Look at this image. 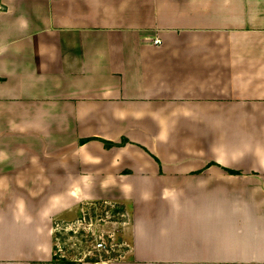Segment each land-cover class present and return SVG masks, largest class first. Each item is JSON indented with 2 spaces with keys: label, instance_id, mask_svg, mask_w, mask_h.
Wrapping results in <instances>:
<instances>
[{
  "label": "crops",
  "instance_id": "obj_1",
  "mask_svg": "<svg viewBox=\"0 0 264 264\" xmlns=\"http://www.w3.org/2000/svg\"><path fill=\"white\" fill-rule=\"evenodd\" d=\"M0 7V264L101 200L129 213L106 264H264V0Z\"/></svg>",
  "mask_w": 264,
  "mask_h": 264
},
{
  "label": "rangeland",
  "instance_id": "obj_2",
  "mask_svg": "<svg viewBox=\"0 0 264 264\" xmlns=\"http://www.w3.org/2000/svg\"><path fill=\"white\" fill-rule=\"evenodd\" d=\"M121 142L123 144H120ZM121 142L118 143L120 146L126 144L124 140ZM78 209L74 208L70 213L71 218L67 220H54L50 259L54 254L58 259L70 261L74 259L80 261L87 256V258L96 259L102 255V251L95 252L96 255H93L88 254L87 250L91 242L100 236L106 240L108 248L110 242L114 243L109 252L103 251V255L110 260L118 259L129 245L127 239L129 238V213L125 206L101 200L80 204ZM103 255L101 257H104ZM83 262L90 261L84 259ZM55 263L58 264L59 260L56 259Z\"/></svg>",
  "mask_w": 264,
  "mask_h": 264
},
{
  "label": "built area",
  "instance_id": "obj_3",
  "mask_svg": "<svg viewBox=\"0 0 264 264\" xmlns=\"http://www.w3.org/2000/svg\"><path fill=\"white\" fill-rule=\"evenodd\" d=\"M159 42L160 41L157 38L153 40L154 44H158ZM113 246H114V243L110 242V245L108 248L106 240L103 238V236H100L99 238H95L94 242H91V246L87 250V252H88V254L96 255L95 252H101L102 251V255H103V251L107 253V252H109V249L113 248ZM101 256H99L97 258L98 260L96 262H94L93 264H106L109 261H111L110 259L105 258V257H101Z\"/></svg>",
  "mask_w": 264,
  "mask_h": 264
},
{
  "label": "trees",
  "instance_id": "obj_4",
  "mask_svg": "<svg viewBox=\"0 0 264 264\" xmlns=\"http://www.w3.org/2000/svg\"><path fill=\"white\" fill-rule=\"evenodd\" d=\"M103 141V143H104V145L106 146V147H110V146H113V145H116L115 143H113V142H108V141H105V140H102ZM124 142H126V140H124ZM120 144H123L122 142L120 143ZM119 145V144H118ZM228 172L229 173H231V174H234L235 172L234 171H232V170H228ZM105 258H107V256L106 255H103ZM88 257V256H87ZM87 257H84V259H86V261H90L91 263H94V262H96L97 261V258L96 259H94V258H87ZM59 260V263L58 264H82V262L84 261V259H81L80 261L79 260H77V259H74V260H72V261H70V260H67V259H58L57 257H56V254H54L53 256H52V258L48 261V262H35V263H33V264H56L55 263V260Z\"/></svg>",
  "mask_w": 264,
  "mask_h": 264
}]
</instances>
